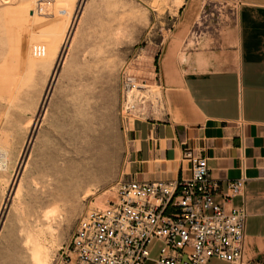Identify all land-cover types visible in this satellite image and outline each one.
Listing matches in <instances>:
<instances>
[{
    "label": "crops",
    "instance_id": "obj_1",
    "mask_svg": "<svg viewBox=\"0 0 264 264\" xmlns=\"http://www.w3.org/2000/svg\"><path fill=\"white\" fill-rule=\"evenodd\" d=\"M177 8L176 34L162 42L156 61L161 107L123 130L122 178L186 179L190 163L182 151L192 148L206 157L209 176L218 182L214 200L226 211L246 209L245 259L264 261V0H184ZM127 43L124 35L102 40L93 15L81 12L39 119L34 144L39 154L59 152L61 133L67 138L75 128L70 124L93 112L103 147L108 77L139 56L134 51L126 59ZM85 75H95V81L87 82ZM92 89L95 104L86 94ZM239 178L245 180L243 191L225 200L227 182ZM206 264L229 263L210 258Z\"/></svg>",
    "mask_w": 264,
    "mask_h": 264
},
{
    "label": "rangeland",
    "instance_id": "obj_2",
    "mask_svg": "<svg viewBox=\"0 0 264 264\" xmlns=\"http://www.w3.org/2000/svg\"><path fill=\"white\" fill-rule=\"evenodd\" d=\"M183 2L0 0V264H60L80 215L114 197L110 187L122 178L126 162V124L140 119L139 112L161 107L156 61L162 42L176 34L177 7ZM85 11L93 15L102 40L124 35L126 59L134 51L139 55L129 60L130 73L140 83L131 96L136 108L128 123L122 120L119 70L108 77L103 147L93 112L84 120L78 116L67 138L61 133L59 152L43 156L34 146L39 119L58 81L72 30ZM211 19L205 23H213L216 14ZM85 77L87 82L96 78ZM96 93L86 91L93 104Z\"/></svg>",
    "mask_w": 264,
    "mask_h": 264
},
{
    "label": "built area",
    "instance_id": "obj_3",
    "mask_svg": "<svg viewBox=\"0 0 264 264\" xmlns=\"http://www.w3.org/2000/svg\"><path fill=\"white\" fill-rule=\"evenodd\" d=\"M129 65L126 62L120 69L123 121L136 108L131 96L140 86ZM139 113V118L145 116L144 111ZM240 141L243 146L242 137ZM182 158L190 163L186 179L121 178L114 183L111 200L80 215L60 264H206L210 258L264 264L245 259L246 209L226 211L224 203L214 200L219 185L209 176L206 157L186 147ZM244 182V178L229 180L224 199L240 194Z\"/></svg>",
    "mask_w": 264,
    "mask_h": 264
},
{
    "label": "bare ground",
    "instance_id": "obj_4",
    "mask_svg": "<svg viewBox=\"0 0 264 264\" xmlns=\"http://www.w3.org/2000/svg\"><path fill=\"white\" fill-rule=\"evenodd\" d=\"M83 175H81V177H82V179H83V182H84V184H85V182L87 181V176H86V172L88 171V166H87V163L86 164H84V166H83Z\"/></svg>",
    "mask_w": 264,
    "mask_h": 264
}]
</instances>
